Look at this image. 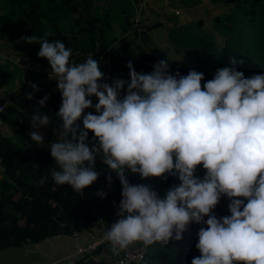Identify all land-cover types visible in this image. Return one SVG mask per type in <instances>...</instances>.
Wrapping results in <instances>:
<instances>
[{
  "label": "clouds",
  "instance_id": "1",
  "mask_svg": "<svg viewBox=\"0 0 264 264\" xmlns=\"http://www.w3.org/2000/svg\"><path fill=\"white\" fill-rule=\"evenodd\" d=\"M21 39L38 41L37 55L47 59L61 94L56 139L46 141L38 131L52 116L40 108L29 114L31 141L47 145L56 165L39 183L50 175L82 194L100 175L98 159L114 171L121 199L104 233L113 253L136 242L181 240L197 222L200 255L191 264H264V72L246 76L237 68L243 61L232 57L204 80L195 69L170 72L167 51L151 71H137L129 60V79L109 82L100 61L91 55L73 62L61 39ZM31 87L39 91L34 82ZM48 99L45 94L38 104ZM198 166L206 170L202 176ZM129 174L142 180L170 175L179 183L161 195L150 182L131 183ZM107 179L110 184L112 176ZM222 196L230 214L218 217L213 209Z\"/></svg>",
  "mask_w": 264,
  "mask_h": 264
},
{
  "label": "trees",
  "instance_id": "2",
  "mask_svg": "<svg viewBox=\"0 0 264 264\" xmlns=\"http://www.w3.org/2000/svg\"><path fill=\"white\" fill-rule=\"evenodd\" d=\"M180 1L189 8L201 2ZM212 2L231 7L212 20L213 29L222 37V43H218L214 34L202 29L200 20L171 28L169 41L173 49H189L193 64L185 67L169 57V71L187 74L190 69H195L202 71L207 80L219 67L230 65V58L235 57L243 61L237 68L246 76L264 72V0ZM137 3L138 0H106L104 5L98 4L97 0H0V39L17 54L35 57H39L38 41L29 43L21 37L36 35L48 37L50 41L61 39L71 47L73 62H81L91 55L102 57L108 61H101V69L111 80L117 77L129 79V60L137 71L149 72L155 62L168 56L160 54L154 46L148 47V42L138 46L136 59L129 55L133 43L129 36L131 31L144 41L149 38V30L161 25L143 24L142 31L135 30ZM116 26L119 33L115 31ZM39 58L50 69L47 59ZM15 75L9 65L0 64V88L14 82ZM33 82L39 91L32 89ZM56 83L29 80L20 88L11 87L5 96H0V102L4 104L0 111V251L40 243L49 237L71 235L78 230L91 233L107 230L117 219L122 185L115 172L99 159L96 169L100 175L82 194L67 184H56L50 175L44 183H39L40 177L56 165L50 149L31 141L29 114L40 108L53 117L54 122L47 126L46 140L57 133L59 121L55 113L61 104V94ZM28 92L33 93L32 98L26 95ZM45 94L49 99L40 106L38 100ZM85 111L95 112V109ZM5 127L10 131L5 132ZM89 135L91 138L92 133ZM205 171L198 166V175L202 176ZM109 175L112 176L110 184ZM128 178L131 183H152L161 195L168 187L179 183L178 178L170 175L142 180L139 174H129ZM98 190H104L106 196L101 198L97 195ZM228 202L229 198L222 196L213 209L218 217L230 214ZM200 227V223L194 222L190 235L179 243L157 242L148 246L144 259L132 264H191L192 257L200 255L195 247Z\"/></svg>",
  "mask_w": 264,
  "mask_h": 264
},
{
  "label": "crops",
  "instance_id": "3",
  "mask_svg": "<svg viewBox=\"0 0 264 264\" xmlns=\"http://www.w3.org/2000/svg\"><path fill=\"white\" fill-rule=\"evenodd\" d=\"M220 4L224 6L226 11L231 8L230 6L224 5L222 3ZM196 6L190 8L186 7L181 3L180 0H138L137 8L141 9V14L143 19L142 23L144 25H153L155 23H161V25L149 30L148 31L149 38H147L144 41H142L141 36H139L136 32L134 33V31H131L129 33V36L132 39L133 43L130 48L129 55L132 58L136 59L138 54V46L141 45L144 46V44L147 42L149 43L147 45L148 47L149 46L156 47L160 54H166L167 51L173 52L174 47L169 41V30L177 25L186 23L188 18L186 20L185 17H181L182 12L185 11V9H187L190 12ZM177 11H180V13ZM115 31L116 33H119V28L117 26L115 28ZM170 58L175 59L179 64H181L177 57L170 56ZM192 64H193V59H192ZM192 64L190 66H185V67H191ZM18 76L19 75L16 73L15 80L14 82L12 81V84L10 83L7 87L0 88V96H5L6 92L11 87L17 88ZM105 77L109 81L107 75H105ZM30 80L43 81L38 75H31ZM93 99L95 102L96 98L93 97ZM31 131L28 132L29 135ZM38 131L42 132L46 139L48 132L47 126L42 127ZM97 234H98L97 230L94 233L88 232L85 236H82V238L79 239V241H76L71 235H65V236L49 237L41 241L40 243H36V244L27 243L26 245H23L16 249V250H22L24 252L26 251V254L20 257V259L15 264H19L20 262H21L20 264H28V263L29 264H41V263L42 264H86L84 258L80 256L78 258H74L71 260L67 258L72 253L71 252L72 250L74 251L76 247L79 245H85L87 242L95 238ZM97 249H98V253H101L105 258L108 259H111L116 255V253H113L110 250V242L101 244ZM3 250H1L0 252H2Z\"/></svg>",
  "mask_w": 264,
  "mask_h": 264
},
{
  "label": "built area",
  "instance_id": "4",
  "mask_svg": "<svg viewBox=\"0 0 264 264\" xmlns=\"http://www.w3.org/2000/svg\"><path fill=\"white\" fill-rule=\"evenodd\" d=\"M97 3L104 5L106 0H97ZM179 12V11H177ZM143 19L141 14V9L137 8V13L134 18V28L138 32L143 29ZM4 42L0 40V44ZM5 44V43H4ZM98 61L107 62L108 59L104 60L102 57H94ZM3 59L8 61L9 68L19 75L17 80V89L20 88L25 83L29 82L31 75H38L44 82H56L55 79L49 77L48 73L50 69H47L39 57L29 56V55H20L15 54L13 56L11 52L6 50H0V61L3 62ZM84 60V59H83ZM82 60V61H83ZM109 82H111V78ZM4 108V104L0 102V111ZM1 164V159H0ZM98 234L91 241L87 242L85 245H79L76 249L70 254L72 257H83L86 264H132L139 263L145 257L147 247L142 246L140 243H134L129 246L127 249L121 250L116 253L115 257L108 259L105 258L101 253H97V248L103 244L108 243L109 241L104 239L105 229L97 230ZM88 233L86 230H78L71 234V236L76 240L82 238Z\"/></svg>",
  "mask_w": 264,
  "mask_h": 264
},
{
  "label": "rangeland",
  "instance_id": "5",
  "mask_svg": "<svg viewBox=\"0 0 264 264\" xmlns=\"http://www.w3.org/2000/svg\"><path fill=\"white\" fill-rule=\"evenodd\" d=\"M224 11H226L224 6H222L219 2L214 3V2L209 1V0H202L199 5H197L194 9H192V11L189 12L187 9H185V11L182 12L181 17H185L186 20L188 18L186 23H194V22H197L199 20L202 21V24H203L202 29L207 31V32H211L212 34H214L216 36L218 43L221 44L223 41L222 37L220 35H218L215 32V30L213 29L212 20L215 16L221 14ZM179 13H180V11H179ZM8 46H9L8 44H4V43L0 44V50L9 51V52H11V54L13 56H15L16 52L13 51L12 49H10V47H8ZM171 53H172L171 56L177 57L179 59V62L182 65L190 66L192 64L193 58L191 56V52L189 49H186V48H179V50L174 49V51L173 52L171 51ZM166 54L168 55V52H166ZM0 64L3 66L8 65V61L3 59V62L0 61ZM3 130L5 132L10 131L8 129L6 130V128H3ZM11 133H13V132L11 131ZM56 138H57V133L53 134V136L50 140L56 139ZM43 146L49 149V147L47 145H43ZM13 248H9V249H6V250H3L2 252H0V257H1L0 264H15L20 259V257H22L24 254H26V251L24 252L22 250H16L18 247H15L14 249ZM39 250H41V249H39ZM71 252H73V250ZM74 258H78V257L68 256L67 259L71 260Z\"/></svg>",
  "mask_w": 264,
  "mask_h": 264
},
{
  "label": "water",
  "instance_id": "6",
  "mask_svg": "<svg viewBox=\"0 0 264 264\" xmlns=\"http://www.w3.org/2000/svg\"><path fill=\"white\" fill-rule=\"evenodd\" d=\"M213 211H214V210H213ZM214 212H215V214H217L216 211H214ZM193 224H194V222H191V223L189 224V226L187 227L186 231L183 233V238H182V239H184L185 237H187V236L190 235V233H191V228H192ZM182 239H181V240H182ZM181 240L170 239L168 242H170V243H179Z\"/></svg>",
  "mask_w": 264,
  "mask_h": 264
}]
</instances>
